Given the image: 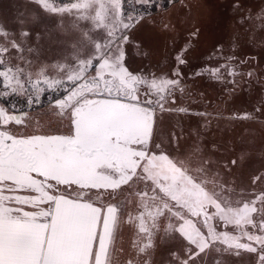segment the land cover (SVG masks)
Listing matches in <instances>:
<instances>
[{
    "label": "snow or ice",
    "instance_id": "1",
    "mask_svg": "<svg viewBox=\"0 0 264 264\" xmlns=\"http://www.w3.org/2000/svg\"><path fill=\"white\" fill-rule=\"evenodd\" d=\"M30 3L58 15V24L71 16L75 35L56 59L33 63L23 56L39 51L24 26L28 13L18 30L0 23V264H117V256L124 257L121 264H151L157 235L180 241L164 264H205L212 254L242 253L249 264H264V191L234 206L225 189L218 193L205 178L239 159L220 165L211 148L186 147L180 135L160 129L163 114L173 111L165 105L185 91L181 66L200 29L194 27L175 56L171 77L157 76L130 71L124 46L162 0H140L134 13L125 11L126 0ZM232 7L239 12L243 5L233 0ZM215 55L217 67L193 75L220 78L223 69L235 77L234 58L219 45ZM18 93L29 105L47 99L67 119L66 131H44L5 103ZM257 182H264V172L253 177ZM129 204L135 215L126 211ZM124 223L143 234L135 252L119 242Z\"/></svg>",
    "mask_w": 264,
    "mask_h": 264
},
{
    "label": "rangeland",
    "instance_id": "2",
    "mask_svg": "<svg viewBox=\"0 0 264 264\" xmlns=\"http://www.w3.org/2000/svg\"><path fill=\"white\" fill-rule=\"evenodd\" d=\"M139 2L126 0L125 11H138ZM237 2L243 5L239 12L232 7L233 0H177L164 10L160 7L152 9L133 33L131 42L124 46L126 66L130 71L143 70L171 77L176 67L175 56L194 27L200 29L199 38L185 53L187 65L181 66L186 77L185 91L175 94L174 104L165 105L173 111L163 114L160 129L165 136L180 135L181 144L186 147L199 143L202 148H211L209 155L220 165L239 159L240 163L230 169L214 167L212 174L205 178L209 188L216 187L218 193L221 188L225 189V197L234 206L251 201L264 191V182L253 183V177L264 172V112L260 111L264 109V20L260 18L264 12V0ZM186 9H190L187 14ZM24 12L28 13L25 16L28 23L24 26L30 29V44L39 50L38 54L25 52L24 59H31L33 63L56 59L74 38L71 31L73 18L68 16L63 24H58V15L42 10L30 0H0V23L5 27L18 30L17 21ZM241 17L243 23L238 22ZM165 25L169 26L168 29ZM218 45L234 58L231 67L237 75L229 77L223 69L220 78L208 72L202 76L193 75L198 69L218 66L215 55ZM27 101L26 95L18 93L10 95L5 103L19 106L26 118L33 125L38 123L44 131H66L67 119L57 115L47 99H44L43 106L29 105ZM176 108H186L188 112H179ZM11 130L19 129L13 124ZM126 211L134 215L137 212L131 204ZM120 233L119 242L128 252H135L134 242H144L143 234L138 235L134 225L124 223ZM154 244L151 264H164L168 249L180 246V241L157 235ZM116 259L117 264H121L124 257L117 256ZM249 260L247 253L240 257L212 254L206 258L205 264H216V261L220 264H249Z\"/></svg>",
    "mask_w": 264,
    "mask_h": 264
},
{
    "label": "trees",
    "instance_id": "3",
    "mask_svg": "<svg viewBox=\"0 0 264 264\" xmlns=\"http://www.w3.org/2000/svg\"><path fill=\"white\" fill-rule=\"evenodd\" d=\"M177 0H174V2H176ZM174 2H171V3H169V0H162V6L160 7L161 8V10H164V9H166L167 7H169L172 3H174ZM152 9H154V10H158V8H152Z\"/></svg>",
    "mask_w": 264,
    "mask_h": 264
},
{
    "label": "flooded vegetation",
    "instance_id": "4",
    "mask_svg": "<svg viewBox=\"0 0 264 264\" xmlns=\"http://www.w3.org/2000/svg\"><path fill=\"white\" fill-rule=\"evenodd\" d=\"M17 103H18V102H17ZM16 107H17V105H16ZM18 107H19V106H18ZM18 107H17V108H18Z\"/></svg>",
    "mask_w": 264,
    "mask_h": 264
}]
</instances>
